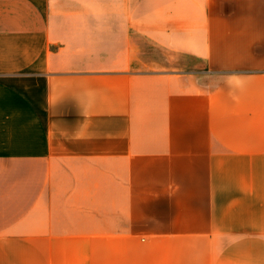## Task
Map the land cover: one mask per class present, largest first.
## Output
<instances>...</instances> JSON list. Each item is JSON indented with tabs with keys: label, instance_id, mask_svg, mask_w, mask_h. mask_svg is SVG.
<instances>
[{
	"label": "crops",
	"instance_id": "crops-1",
	"mask_svg": "<svg viewBox=\"0 0 264 264\" xmlns=\"http://www.w3.org/2000/svg\"><path fill=\"white\" fill-rule=\"evenodd\" d=\"M0 264H264V0H0Z\"/></svg>",
	"mask_w": 264,
	"mask_h": 264
}]
</instances>
